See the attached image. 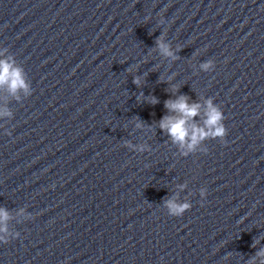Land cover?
Masks as SVG:
<instances>
[{
	"label": "water",
	"instance_id": "water-1",
	"mask_svg": "<svg viewBox=\"0 0 264 264\" xmlns=\"http://www.w3.org/2000/svg\"><path fill=\"white\" fill-rule=\"evenodd\" d=\"M0 48L32 90L0 89V207L19 233L0 264H259L264 0H0ZM177 96L211 98L224 141L185 157L158 127Z\"/></svg>",
	"mask_w": 264,
	"mask_h": 264
},
{
	"label": "clouds",
	"instance_id": "clouds-1",
	"mask_svg": "<svg viewBox=\"0 0 264 264\" xmlns=\"http://www.w3.org/2000/svg\"><path fill=\"white\" fill-rule=\"evenodd\" d=\"M156 46L159 49L161 55L165 57L175 58L170 46L164 43V38L161 36L156 41ZM215 68L214 62L209 60L200 65V69L203 72H211ZM130 73L133 69L128 70ZM133 83L137 86L141 85V78L138 76L133 77ZM0 89H5L13 96H16L19 100L18 93H23L25 97L32 94V90L28 81L25 78L23 69L16 65L12 56L8 55V50L0 48ZM178 88L173 86L171 92L176 94ZM152 105L159 103L155 97H151L148 101ZM164 107L170 115L163 116L159 122L158 127L160 131L166 134L173 145H176L181 153L186 157L190 153L206 152L205 148L200 146L206 140H217L221 142L227 134V130L224 126V115L211 98L204 101V104L189 103V98L186 96H177L175 100H166ZM204 109L202 114V124L194 122V118L201 116V109ZM12 118V113L7 108H0V121L8 120ZM3 125H0L2 128ZM144 127L142 123L137 122L136 128ZM6 135L11 133L6 132ZM127 147H133L132 145H126ZM135 151L144 152L147 151L146 146H139L134 148ZM183 185L181 188L183 189ZM201 200L204 201L207 198V193L202 190ZM167 214L171 217H182L187 211L191 209V204L184 202L180 203L173 197L164 202L163 205ZM19 215L24 216L28 221L34 219L29 214L25 216L23 210ZM11 219L9 212L0 207V244H7L9 238L16 239L19 237L18 232L10 231L8 223ZM255 246V245H253ZM256 257L260 258L259 264H264V248L256 253ZM249 264H257L256 258L249 261Z\"/></svg>",
	"mask_w": 264,
	"mask_h": 264
}]
</instances>
